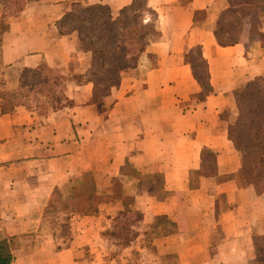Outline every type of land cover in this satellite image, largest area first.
Returning a JSON list of instances; mask_svg holds the SVG:
<instances>
[{
    "label": "crops",
    "instance_id": "obj_1",
    "mask_svg": "<svg viewBox=\"0 0 264 264\" xmlns=\"http://www.w3.org/2000/svg\"><path fill=\"white\" fill-rule=\"evenodd\" d=\"M77 1L119 10L133 0H31L8 17L1 62L34 68L46 61L72 76L75 56L91 47L76 30L61 33L57 21ZM231 2L148 0L163 36L120 70L119 84L103 99L89 102L93 84L85 82L70 95L77 104L41 119L23 105L0 110V231L35 232L27 251L38 264H122L124 253L112 255L102 231L127 209V196L145 227L130 242L152 247L156 264H201L205 257L207 264H264V188L248 181L228 134L238 117L235 92L264 77V14L258 29L247 25L222 45L216 24ZM195 46L209 66L203 94L186 55ZM206 150L214 153L210 173ZM127 165L136 173H125ZM87 172L95 173L97 194L108 195L97 210L79 214L70 234L39 231L51 196ZM162 216L173 229L161 225Z\"/></svg>",
    "mask_w": 264,
    "mask_h": 264
},
{
    "label": "rangeland",
    "instance_id": "obj_2",
    "mask_svg": "<svg viewBox=\"0 0 264 264\" xmlns=\"http://www.w3.org/2000/svg\"><path fill=\"white\" fill-rule=\"evenodd\" d=\"M147 6L153 10V12L149 10L143 11L139 16V20L143 19L144 23L149 22L153 24L154 30H152L150 33L147 41V44L149 45L152 42L160 40L163 36V32L161 31L158 24L156 9L148 4V0ZM113 11L116 12L117 10ZM19 12L20 11L6 16V26L8 17ZM263 14L264 0H232L231 6L227 10L223 11L219 16L216 28H218L224 39L232 38L238 40L241 33L243 32V29L247 25H250L253 30L258 29L259 24H261L263 21L259 15ZM86 42H88L89 46L91 47L90 50L92 53L88 54L87 56H83V54H77L75 56V58L77 57L76 59L78 64L77 70L72 74V76L67 77L61 75L52 69L53 73L60 75L61 77H57L53 82L48 81V84L44 83L41 85L38 83L39 80L37 81L36 77L31 75L30 71H25L30 67L21 68L18 65L10 67L9 65L3 64L1 62V56L3 52L2 47V49H0L1 112L3 106H11V108L8 109V112H11L17 105H23L28 110L35 112L34 116L41 119L42 116H45L48 114V112L55 108L77 104L70 95L76 90L78 85L84 84L85 82H91L93 84L94 95L91 97L89 102H95V100L103 99V97L112 88L119 84L121 77L120 70L122 68L118 71V74L115 77L110 78L109 75L107 76V71H105L103 68H100L99 64L97 63L98 52L95 48H93L89 41L86 40ZM142 54L143 52L141 55ZM186 55L193 64V71L198 77V82L201 86V93L203 94L208 92L210 90L209 66L201 54V48L199 46H195L191 48ZM43 62L46 61H42L40 64ZM92 78L98 80L97 86H95L92 82ZM14 90H17V95L11 99L6 93ZM9 99L11 100L9 101ZM84 101H87V99L82 98L81 102L83 103ZM89 148L94 150L93 147ZM87 155L89 156V154ZM204 158L206 160L205 172H213L214 153L206 150ZM252 163L253 162H251V165H253ZM134 170L135 169L129 165L125 167V173L128 174H135L136 172ZM244 174L248 176V181H251L255 184L258 191H263L264 175L262 173H259L258 171H249L248 173ZM115 179L110 178L108 179V182L104 179L102 182V184H104V189H106V187L111 188V184ZM122 179H124V177ZM144 180H148L147 177H145ZM119 184L120 186L122 185L120 180ZM96 185L97 182L94 172H87L80 179L77 177L74 182L62 185V188L58 189L51 196L47 205L43 209L42 222L39 231L43 230V232L45 231L46 233L54 232L60 235H63L64 233L70 234L71 232L75 231L73 228L75 227V224L78 225V222L81 223L78 215L92 214L95 211L87 212V208H93L97 206L100 200L108 196L97 194ZM126 200L129 204L127 209L124 212L117 214L112 219H108L105 224V227L102 231L105 244H107V247L109 251L112 252V255L124 253L125 260L121 259L122 264H156V259L151 254L153 252L152 247L148 246L144 248V243L136 242L133 244L130 242L131 240L135 239L145 229V227L143 228L141 224L143 215L141 211L135 208L133 199L127 196ZM8 220L10 219H5V222ZM158 221L161 223V225H163V227H171V229H173V224H171V220H169L167 217L162 216ZM34 233L35 232L13 235L0 231V242L6 240L13 247L15 255L14 264H38V259H33L30 256L31 253L27 251L31 249V241L28 240L29 236L31 237V235H34ZM22 236L23 239L21 240ZM128 244L134 245L131 250H127L128 247L126 246ZM207 261L208 258L205 257L201 258L199 262L201 264H207Z\"/></svg>",
    "mask_w": 264,
    "mask_h": 264
},
{
    "label": "trees",
    "instance_id": "obj_3",
    "mask_svg": "<svg viewBox=\"0 0 264 264\" xmlns=\"http://www.w3.org/2000/svg\"><path fill=\"white\" fill-rule=\"evenodd\" d=\"M28 1L30 0H0V49L7 27L6 16L23 10ZM145 10L153 12L147 6V0H133L116 12L104 3L85 4L77 1L72 3V8L57 23L61 33L66 32V29L76 30L84 40L89 41L98 52L99 67L107 71V76L113 78L121 68L135 66L146 48L148 37L154 28L152 23L139 20ZM215 35L222 45L236 41L232 38L224 39L218 28L215 29ZM25 71H30L40 85L61 77L53 73L46 62ZM91 80L95 86L98 85L97 79ZM16 93L17 90H14L6 94L12 99L16 97ZM235 97L238 117L229 126L228 134L242 153V172L258 171L264 175V77H255L248 81L235 92ZM10 108L11 106H3L2 112H8ZM96 210L97 206L88 207L86 211ZM14 257L12 245L6 240L1 241L0 264H14Z\"/></svg>",
    "mask_w": 264,
    "mask_h": 264
}]
</instances>
